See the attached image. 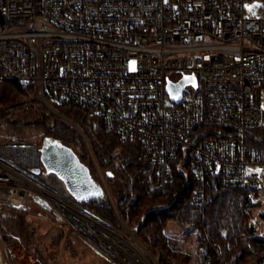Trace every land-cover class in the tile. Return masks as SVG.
Here are the masks:
<instances>
[{
	"label": "built area",
	"instance_id": "obj_1",
	"mask_svg": "<svg viewBox=\"0 0 264 264\" xmlns=\"http://www.w3.org/2000/svg\"><path fill=\"white\" fill-rule=\"evenodd\" d=\"M191 75L197 84H186L181 101H173L168 84ZM4 80L31 83L33 93L20 103L42 102L67 119L95 167L85 128L57 104L98 117L122 142H137L152 189L170 180L171 162L183 150L178 166L187 173L189 156L196 179L191 202L207 204L213 173L264 201V139L248 138L264 128V0H0ZM203 126L231 136L206 137L197 132ZM40 147L0 140V212L39 197L90 241L78 206L100 215L46 170ZM93 175L118 211L107 173L97 166ZM0 264L41 263L8 244L0 226ZM249 264H264V253Z\"/></svg>",
	"mask_w": 264,
	"mask_h": 264
},
{
	"label": "trees",
	"instance_id": "obj_2",
	"mask_svg": "<svg viewBox=\"0 0 264 264\" xmlns=\"http://www.w3.org/2000/svg\"><path fill=\"white\" fill-rule=\"evenodd\" d=\"M33 93V85L15 80L0 81L1 131L10 132V139L3 141H28L25 130L40 132L41 139L49 136L77 149L81 160L87 162L85 147L75 129L47 106L35 101L31 106L20 103ZM64 115L77 121L87 130L98 157L112 183L118 208L123 220L136 229L137 234L156 253L161 264H249L264 253V237L257 236L252 223V206L256 193L240 186L226 185L218 173L209 177L208 196L205 206L190 200L195 187V174L190 157L186 161L188 172L178 166L179 156L173 159L170 180L163 187L152 189L143 181V171L148 166L137 142H122L118 135L107 129L101 119L86 112L57 104ZM197 132L204 136H231L229 129L200 127ZM255 137L264 139V128L248 132L250 142ZM2 140V139H0ZM41 145L42 141L37 142ZM93 173V170L91 168ZM104 219L120 227V221L108 198L100 197L84 202ZM0 215V226L5 241L10 244L13 233L21 236L29 247L37 248V230L32 227L25 211L5 206ZM182 228V241L194 242L193 249L183 248L166 232L170 223ZM71 229L54 235L53 240L60 250L71 255L77 253L71 238ZM108 264H113L108 261Z\"/></svg>",
	"mask_w": 264,
	"mask_h": 264
},
{
	"label": "rangeland",
	"instance_id": "obj_3",
	"mask_svg": "<svg viewBox=\"0 0 264 264\" xmlns=\"http://www.w3.org/2000/svg\"><path fill=\"white\" fill-rule=\"evenodd\" d=\"M176 79H179L180 76L175 75ZM264 96V92H263ZM9 106H6L5 108H8ZM3 108V107H2ZM48 108V107H47ZM50 111H52L50 108H48ZM58 109V108H57ZM59 110V109H58ZM53 112V111H52ZM62 113L61 111H59ZM54 113V112H53ZM56 114V113H55ZM57 115V114H56ZM59 116V115H58ZM67 116V115H65ZM68 117V116H67ZM70 118V117H69ZM64 119V118H63ZM71 119V118H70ZM67 121L74 129L75 127L67 120ZM73 120V119H72ZM75 121V120H73ZM77 122V121H75ZM1 122H0V139L2 140H9L10 139V132L3 130L1 131ZM85 128V127H84ZM86 130V129H85ZM79 139L83 143L84 147V141L80 134L75 129ZM87 132V130H86ZM88 134V132H87ZM25 137L28 141L32 142H40L41 134L40 132L36 130H25L22 133H17L15 135V138L18 136ZM89 135V134H88ZM89 138L91 139L90 135ZM92 141V140H91ZM75 151L77 149L73 148ZM94 150L97 154V149L94 146ZM86 156H87V162H90L91 168L93 172L95 173L96 167L100 166L102 171L106 174V171L99 159V164L95 167V164L93 161L90 160L88 157L87 149L85 147ZM78 152V151H77ZM109 189L114 194L115 192L112 186V183L107 179ZM107 198V197H106ZM116 200V198H115ZM117 202V201H116ZM5 206H12L13 205H5ZM2 206L0 215L3 212V209H5ZM18 209H21L25 211L28 215V220L32 222V227H34L37 230L36 234V241H37V248L36 250L34 247L27 246L24 241L22 240L21 236L17 233H13L11 237L10 245L15 248L17 252H19L21 255H25L26 258L29 259V261H37L41 264H108L107 260L112 262L113 264H118V262L114 261V259L110 258L106 252H101L100 250L96 249L92 242L88 241L84 236H82L80 233L76 232L74 229H71L67 224L64 222V220L55 215L51 210L45 209L42 207L40 203H38L35 198H31L29 202L25 206L21 207H15ZM118 208V205H117ZM252 223L254 224L256 228V234L257 236L264 237V201L258 202L256 201L252 206ZM116 216L118 217V220L120 221V227H117L116 225L111 224L122 231L123 233L129 235L134 240L138 241L139 244L144 248L148 256L150 257L153 264H161L158 260V257L156 256L155 251L146 244L143 239L137 234L136 229L133 227H130L124 220L121 214L120 209L118 208V211L114 209ZM104 219V218H103ZM106 220V219H104ZM108 221V220H106ZM109 222V221H108ZM66 228L71 229V238L75 242L77 253L71 255L68 251H62L60 250V246H57L55 244V241L53 240V236L62 233ZM182 228L180 225L170 222L166 227V232L171 236L173 240H176L178 245L182 243L183 248L186 249H193L194 248V242L188 240V241H182L181 233ZM98 248V247H97Z\"/></svg>",
	"mask_w": 264,
	"mask_h": 264
},
{
	"label": "water",
	"instance_id": "obj_4",
	"mask_svg": "<svg viewBox=\"0 0 264 264\" xmlns=\"http://www.w3.org/2000/svg\"><path fill=\"white\" fill-rule=\"evenodd\" d=\"M190 82L197 84L194 75L186 76L177 83L170 82L168 89L171 99L180 102L184 87ZM40 150L46 170L58 174L78 201L84 203L105 196L104 190L94 177L91 168L81 160L78 153L71 146L58 139L46 136L42 140ZM35 200L45 209H49V206L39 197H35ZM92 245L100 250L94 244Z\"/></svg>",
	"mask_w": 264,
	"mask_h": 264
},
{
	"label": "bare ground",
	"instance_id": "obj_5",
	"mask_svg": "<svg viewBox=\"0 0 264 264\" xmlns=\"http://www.w3.org/2000/svg\"><path fill=\"white\" fill-rule=\"evenodd\" d=\"M78 206L83 234L99 249L120 264H153L138 241L123 233L98 215L85 212Z\"/></svg>",
	"mask_w": 264,
	"mask_h": 264
}]
</instances>
